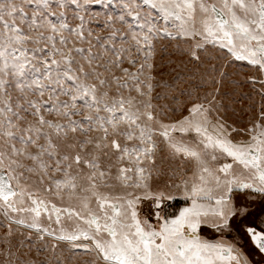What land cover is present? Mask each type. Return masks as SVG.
Instances as JSON below:
<instances>
[{
  "label": "snow or ice",
  "instance_id": "1",
  "mask_svg": "<svg viewBox=\"0 0 264 264\" xmlns=\"http://www.w3.org/2000/svg\"><path fill=\"white\" fill-rule=\"evenodd\" d=\"M0 264H264V0H0Z\"/></svg>",
  "mask_w": 264,
  "mask_h": 264
},
{
  "label": "rangeland",
  "instance_id": "2",
  "mask_svg": "<svg viewBox=\"0 0 264 264\" xmlns=\"http://www.w3.org/2000/svg\"><path fill=\"white\" fill-rule=\"evenodd\" d=\"M173 67H175V65H173ZM189 68H191V66H189ZM179 70V69H178ZM164 75L161 77L162 80L164 81H168V82H172L173 81V78L175 77L176 75V72L175 71H171L170 69L168 68H165L164 70ZM233 79H238L237 77H233ZM191 83V82H189ZM189 84L188 83H181L179 85H177V92H178V89L180 87H188ZM234 86L230 83V82H226V85H225V90H230L232 89ZM258 87V86H257ZM251 91V88L249 85L245 84L242 88L238 89L237 90V93H240V92H249ZM181 99H185L184 97H181ZM236 100H240L242 102L240 103H233L232 102V99H229L228 101H226L227 104H229L230 106V113L231 114V109H235L237 113L240 112V110L244 107H247L250 103V101L246 100V99H243L241 96H239V94H237V96L235 97ZM260 97L259 96H255V100L256 101H259Z\"/></svg>",
  "mask_w": 264,
  "mask_h": 264
}]
</instances>
